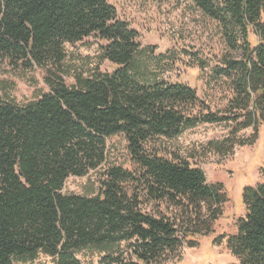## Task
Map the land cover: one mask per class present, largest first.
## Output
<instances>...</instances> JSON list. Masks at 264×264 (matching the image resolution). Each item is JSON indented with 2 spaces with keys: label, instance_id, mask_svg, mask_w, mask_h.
Masks as SVG:
<instances>
[{
  "label": "trees",
  "instance_id": "obj_1",
  "mask_svg": "<svg viewBox=\"0 0 264 264\" xmlns=\"http://www.w3.org/2000/svg\"><path fill=\"white\" fill-rule=\"evenodd\" d=\"M185 1L223 24L230 43L246 45L245 60L230 62L228 70L239 71L238 92L264 121V0ZM90 37L105 42L103 59L118 69L76 75L69 87L54 70L66 59L65 45ZM143 52L139 34L107 0H0V59L46 68L50 88L27 104L0 96V264L40 256L82 264L78 255L89 251L101 264H157L176 253L181 240L176 224L148 205L181 209L193 227L204 212L221 217L222 186L173 153L166 158L156 140L226 119L193 115L197 92L150 74ZM118 135L135 172L108 164L107 142ZM99 170L98 195L63 194L70 177ZM242 199L246 215L228 248L240 264H264V183L247 187ZM188 232L185 237L201 235Z\"/></svg>",
  "mask_w": 264,
  "mask_h": 264
},
{
  "label": "rangeland",
  "instance_id": "obj_2",
  "mask_svg": "<svg viewBox=\"0 0 264 264\" xmlns=\"http://www.w3.org/2000/svg\"><path fill=\"white\" fill-rule=\"evenodd\" d=\"M118 18L139 34L150 74L170 84H184L197 92L199 103L193 113L197 118H225L222 123L199 122L174 140H156V148L166 158L171 153L191 167L202 169L207 182L220 184L227 202L219 219H204L193 227L189 214L176 207L150 204L149 212L161 213L174 222L181 246L157 264H240L228 248V240L238 231L244 218L243 192L247 187L264 183V121L255 119L253 107L245 104L237 80L239 71L228 70L230 62L246 58V45L230 43L223 24L204 14L185 0H107ZM253 51L257 39L250 35ZM105 42L90 37L83 42L65 45L66 59L54 72L66 85H75V76H90L99 69L113 73L118 66L103 59ZM229 71V76L223 71ZM46 68H24L0 59V96L17 104L36 101L50 91L45 79ZM249 103V101H248ZM195 117V116H194ZM108 164L135 172L136 164L123 136L108 140ZM103 170L83 177H70L63 194L93 197L100 193ZM198 229L200 236L185 237V232ZM189 233V232H188ZM191 233V232H190ZM126 257V256H125ZM82 264H101L100 256L92 252L78 255ZM25 264H55L40 256Z\"/></svg>",
  "mask_w": 264,
  "mask_h": 264
}]
</instances>
